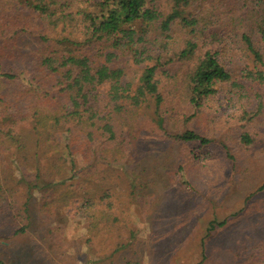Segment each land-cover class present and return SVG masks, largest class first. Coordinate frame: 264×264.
<instances>
[{
  "label": "trees",
  "instance_id": "16d2710c",
  "mask_svg": "<svg viewBox=\"0 0 264 264\" xmlns=\"http://www.w3.org/2000/svg\"><path fill=\"white\" fill-rule=\"evenodd\" d=\"M234 1L236 15L224 14L218 0H168V9L158 0H17L0 5V120L7 125L0 127V152L16 148L23 155L27 144L18 146L15 129L31 121L38 150L61 140L69 157H59L56 176L49 174L55 163L42 170L38 165L36 182L28 183V189L40 188L47 214L72 197L73 184L83 187L98 180L100 164L124 157L148 100H153L154 123L166 140L214 143L190 128L169 132L165 114L172 105L186 104L178 101L180 93L187 99L186 89L199 109L220 84L240 93L244 81L264 83V42L259 45L264 41V0ZM225 36L237 38L251 68L229 69L219 61ZM211 43L214 48L207 46ZM174 57L185 64L182 75L165 68ZM146 62L141 71L135 67ZM102 85L106 87L98 94ZM240 141L250 144L251 138L243 133ZM62 171L67 175L61 176ZM94 195L86 202L92 233L111 210L106 191ZM9 206L13 229L24 231L16 224L23 211ZM225 223L210 220L206 235Z\"/></svg>",
  "mask_w": 264,
  "mask_h": 264
},
{
  "label": "rangeland",
  "instance_id": "374dc122",
  "mask_svg": "<svg viewBox=\"0 0 264 264\" xmlns=\"http://www.w3.org/2000/svg\"><path fill=\"white\" fill-rule=\"evenodd\" d=\"M15 1L0 0V5ZM158 2L168 9V0ZM236 5L234 0L217 2L228 15H236ZM221 42V63L229 69L252 67L236 37L225 36ZM207 46L214 48V43ZM147 64L135 67L141 71ZM184 65L174 57L165 68L182 75ZM244 82L240 93L220 84L199 109L186 89L187 99L185 93L178 94V101L186 104H171L173 110L165 114L169 132L194 129L214 140L208 146L166 140L154 123L153 100L145 102L124 157L100 164V177L89 180L90 185L73 184L72 197L56 203L51 215L42 208L40 188L28 189V183L36 182L38 165L42 170L55 163L49 174L56 176L59 157H69L61 140L49 142L53 146L48 152L44 146L38 150L31 121H23L15 132L18 146L27 144L24 154L16 148L0 152L3 264H264V188L259 189L264 184V83ZM105 87L96 92L101 94ZM6 126L0 120V127ZM243 133L250 136V144L240 141ZM41 175L47 177V170ZM102 190L110 196L109 219L92 233L86 202ZM9 205L23 211L16 224L25 226L24 231L13 229ZM212 219L226 223L206 235Z\"/></svg>",
  "mask_w": 264,
  "mask_h": 264
}]
</instances>
